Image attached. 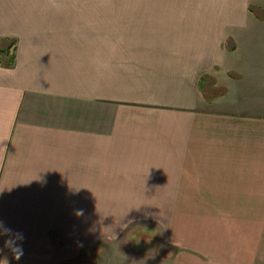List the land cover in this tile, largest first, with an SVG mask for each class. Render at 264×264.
<instances>
[{
    "label": "crops",
    "instance_id": "0c3cea01",
    "mask_svg": "<svg viewBox=\"0 0 264 264\" xmlns=\"http://www.w3.org/2000/svg\"><path fill=\"white\" fill-rule=\"evenodd\" d=\"M251 5L0 0V46L16 41L0 64V218L25 235L11 264H78L97 201L116 217L225 203L178 264H264V56L241 66L234 33Z\"/></svg>",
    "mask_w": 264,
    "mask_h": 264
},
{
    "label": "rangeland",
    "instance_id": "374dc122",
    "mask_svg": "<svg viewBox=\"0 0 264 264\" xmlns=\"http://www.w3.org/2000/svg\"><path fill=\"white\" fill-rule=\"evenodd\" d=\"M249 1L259 2L260 5L259 7L254 6L253 14L244 11L243 21L247 23L246 27H243L245 32L234 31L240 41L236 51L242 57V53L251 50L260 53L263 58L264 0ZM254 14L263 18L257 19ZM251 17L255 19L252 21ZM239 60L243 66L244 58ZM209 80L211 78L207 79ZM219 91L222 92V90L216 92ZM208 92L213 94L215 90H207ZM216 204L225 203L155 202V210L149 209L145 215L116 217L110 214L116 212L107 211L106 202L97 201L93 219L95 231H87L86 234L79 235L77 241L78 264H178L179 257H188V254L198 257L192 251L175 249V247H179L183 241H188V238L195 240L197 235L194 233L200 232L203 236L207 231L205 224L209 227L214 226L213 211ZM127 214L130 212L128 211ZM80 219H77L78 224H81ZM86 228L89 229V223L81 225L78 230L84 232ZM209 241H213L212 237ZM92 244L93 251L91 252L89 246ZM83 256L86 257L82 258ZM66 262L65 264H69V260ZM224 262L229 264L230 259L227 258Z\"/></svg>",
    "mask_w": 264,
    "mask_h": 264
},
{
    "label": "clouds",
    "instance_id": "9594fccd",
    "mask_svg": "<svg viewBox=\"0 0 264 264\" xmlns=\"http://www.w3.org/2000/svg\"><path fill=\"white\" fill-rule=\"evenodd\" d=\"M74 214L78 217L84 216L85 210L75 209ZM88 231H95V226H91ZM24 239L23 231L13 228L6 220L0 218V264H11L12 260L21 259L24 255Z\"/></svg>",
    "mask_w": 264,
    "mask_h": 264
},
{
    "label": "trees",
    "instance_id": "16d2710c",
    "mask_svg": "<svg viewBox=\"0 0 264 264\" xmlns=\"http://www.w3.org/2000/svg\"><path fill=\"white\" fill-rule=\"evenodd\" d=\"M253 6H249V10L252 9ZM9 43L6 47H1L0 46V64L4 66H11L14 63V46H15V39H8ZM227 44V43H226ZM228 45V44H227ZM207 83V75L203 74L201 76V79L199 80V89L201 92H207L206 90V85Z\"/></svg>",
    "mask_w": 264,
    "mask_h": 264
}]
</instances>
